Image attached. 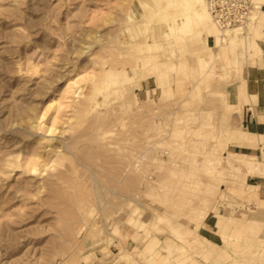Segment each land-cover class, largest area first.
Segmentation results:
<instances>
[{
    "label": "rangeland",
    "instance_id": "374dc122",
    "mask_svg": "<svg viewBox=\"0 0 264 264\" xmlns=\"http://www.w3.org/2000/svg\"><path fill=\"white\" fill-rule=\"evenodd\" d=\"M254 2L244 32L211 22V43L182 21L194 0H0V264H264L252 185L264 146L239 123L246 101L227 92L263 60L264 0ZM31 118L53 128L39 137L79 138L78 171L39 195L24 172L44 153L25 138ZM140 154L139 176H122ZM138 179L134 224V204L109 189L132 194Z\"/></svg>",
    "mask_w": 264,
    "mask_h": 264
},
{
    "label": "bare ground",
    "instance_id": "6f19581e",
    "mask_svg": "<svg viewBox=\"0 0 264 264\" xmlns=\"http://www.w3.org/2000/svg\"><path fill=\"white\" fill-rule=\"evenodd\" d=\"M196 3H197V6L195 7V12L194 13H192V14H190V16L188 15V14H184V15H181V17H182V21H184L185 23H189L190 25H193L197 30H198V35H200V36H204V37H206V39L208 40V42L209 41H211V43H217V40H218V38H217V36L216 35H214V32H213V26H212V23L211 22H213L214 24H215V26L216 27H218L217 26V24L214 22V20L212 19V16H211V14H210V12H209V10H208V5H207V9H206V6H205V1L204 0H194ZM255 3V2H254ZM257 6V5H256ZM256 9H258V7H256ZM255 13V12H254ZM253 13V15H252V17H251V19L253 18V20H254V16H255V14ZM189 16V17H188ZM251 19H250V21H251ZM219 28V27H218ZM235 31H240V30H235ZM229 32H231V31H229ZM231 44H233V42H231ZM87 50H88V48H87ZM224 51H226V50H224ZM226 52H224V54H225ZM78 88V87H77ZM81 88V87H80ZM77 90H80V89H77ZM76 92V91H75ZM78 95L77 96H79V95H81L82 96V91L80 92V93H77ZM76 95V94H75ZM84 97H83V100H84V102L83 103H85V102H89V101H91V96H89V94L88 95H83ZM80 97V96H79ZM90 98V99H89ZM79 99V98H78ZM75 101H77L76 99H74ZM80 100V99H79ZM82 100V101H83ZM81 101V102H82ZM31 104V103H30ZM77 104H80L79 103V101H78V103ZM85 105V104H84ZM28 106H29V104H28ZM86 107H87V105H85ZM25 107V106H24ZM31 107V106H30ZM90 106H88L86 109V111H88V108H89ZM19 108V107H18ZM29 108V107H28ZM91 108V107H90ZM89 108V109H90ZM23 110V109H22ZM21 110V111H22ZM25 110H27V109H25ZM16 111V110H15ZM27 111H29V110H27ZM26 111V112H27ZM31 111V110H30ZM79 111V110H78ZM77 111V112H78ZM85 111V112H86ZM14 112V111H13ZM15 113H17V112H15ZM79 114V113H78ZM76 115H77V113H76ZM76 115H75V117H76ZM13 116V115H12ZM19 116V115H18ZM81 116V115H80ZM11 117V116H10ZM25 117V116H24ZM32 117V116H31ZM17 119V118H16ZM76 119V118H75ZM71 120H73V118L71 119ZM29 121V122H28ZM28 121H27V130H29V132L30 133H28L29 135L28 136H25V138H27V139H30L31 137H36V144H37V147H38V144L39 145H41V146H43V151H44V153H37L36 154V156L35 157H33V160H35L34 162H32V161H28V163H27V165H26V167H24L25 168V173H26V175H27V173L29 174V173H33V174H35V176H36V178H39L38 179V181L36 180V182H35V180L33 179V181L36 183V184H34L35 185V189H36V194H40V193H43V191L44 190H46V189H48V190H53V185L54 186H56V185H60V183L62 182V183H69V181L67 182V176H68V172H73V173H75L76 171H78L77 170V168H75L74 167V164L76 163H74V161H77V159H75V160H72V159H74V157L76 158V152L78 151V148H77V143H78V140H79V138H73L74 139V141H73V139L72 140H70L71 138H67L66 139V137H64L63 139H62V137H60V136H63L67 131H65V130H63V128H62V131L61 130H59L58 132H59V134H61V135H58L61 139L60 140H62V141H60L59 140V138L57 139V138H55V137H53V138H45V137H39L40 135H44V134H42V132H44V130H47L46 129V122L44 123V121H43V118H41V120L40 121H36V119L35 120H33V118H31L30 120L28 119ZM18 122V121H17ZM54 122V121H53ZM14 123V122H13ZM22 123V125H23V123H24V121L23 122H21ZM70 125L71 124H74V123H69ZM68 124V125H69ZM12 125V124H11ZM20 125V124H19ZM14 126V125H13ZM72 126V125H71ZM12 127V126H11ZM23 127V126H22ZM53 127H54V124H53ZM19 128V127H18ZM17 127H16V129H18ZM49 128V127H48ZM51 128H52V126H51ZM69 128H71V127H69ZM73 128V127H72ZM15 129V128H14ZM21 130H22V128H21ZM24 130H26L25 129V126H24ZM26 130V131H27ZM51 130H53V128L52 129H50L49 128V130H47V132H51ZM56 130V129H55ZM58 130V129H57ZM67 130H69V129H67ZM28 132V131H27ZM54 132H57V131H53V133ZM50 134H52V133H50ZM55 134V133H54ZM107 134V133H106ZM65 136V135H64ZM154 139V138H153ZM33 140L35 141V139L33 138ZM19 143V142H18ZM21 143V142H20ZM25 143V142H24ZM33 144V143H32ZM26 145V144H25ZM21 146V145H20ZM19 146V147H20ZM27 146V145H26ZM28 146H31L30 144L28 145ZM26 147L27 149L29 148V147ZM36 146V145H35ZM17 147V146H16ZM14 148V147H13ZM23 148V147H22ZM32 148H35L33 145H32ZM40 149H42V148H39V150ZM119 149V148H118ZM154 149V148H153ZM151 150V149H150ZM150 150H148V152L150 151ZM4 151V150H3ZM31 151V150H30ZM41 151V150H40ZM43 151H41V152H43ZM120 151V150H119ZM135 151H138V150H135ZM33 152H34V150H33ZM123 152V151H122ZM125 152V151H124ZM7 153V152H6ZM22 152H19V154H21ZM31 153H32V151H31ZM126 153V152H125ZM137 153H139V152H137ZM15 154V153H14ZM18 154V153H17ZM29 154V153H28ZM24 155V154H23ZM26 155V154H25ZM24 155V156H25ZM30 155V154H29ZM122 155V154H121ZM145 154H143V155H137V156H134L133 158V160L130 162V163H128V164H126L124 167H123V169L121 170V172H120V174L122 175V176H128V177H130L131 178V175L133 176V175H137V176H139L138 174H139V172H140V170L142 169V166H141V160H142V158H143V156H144ZM14 156V155H13ZM33 156H34V154H33ZM7 157V156H6ZM12 157V156H11ZM31 157H32V155H31ZM80 157V156H79ZM152 157V156H151ZM3 158V157H2ZM19 158H20V156H19ZM29 158H30V156H29ZM35 158V159H34ZM153 158H155V157H153ZM153 158H151L152 160H154ZM1 159V158H0ZM16 159H17V157H16ZM156 159V158H155ZM4 160V159H3ZM10 160H12V158L10 159ZM20 160V159H19ZM28 160V159H27ZM99 160V159H98ZM2 161V160H1ZM0 161V162H1ZM79 161V160H78ZM78 161H77V163H78ZM156 161V160H155ZM10 162V161H9ZM12 162V161H11ZM10 162V163H11ZM22 162V161H21ZM152 162V161H151ZM154 162V161H153ZM14 163V162H13ZM17 163V166H18V162H16ZM15 163V164H16ZM68 163H71L72 165H71V167H68L67 165H68ZM155 163V162H154ZM157 163V162H156ZM1 164H2V162H1ZM9 164V163H8ZM19 164H20V166L19 167H21L22 165H21V163L19 162ZM83 164V163H82ZM7 165V164H6ZM13 165V164H12ZM79 165V164H78ZM81 165V164H80ZM79 165V166H80ZM14 167L15 169L17 168L18 169V167ZM84 166V165H83ZM85 167L87 168L88 166L87 165H85ZM7 168V167H6ZM13 168V169H14ZM72 168V169H71ZM81 168V167H80ZM90 168V167H89ZM88 168V169H89ZM79 169V168H78ZM87 169V170H88ZM91 169V168H90ZM24 170V169H23ZM16 171V170H15ZM4 173V172H3ZM24 173V174H25ZM98 173V172H97ZM1 174V173H0ZM10 174V173H9ZM45 174H46V176H45ZM88 174V173H87ZM91 174H93V173H91ZM6 175V174H5ZM95 175V174H94ZM141 175V174H140ZM45 176V177H44ZM74 176V175H73ZM40 177H43V178H40ZM77 177V176H76ZM79 177V176H78ZM93 177V176H92ZM110 177V176H109ZM5 178V177H4ZM95 178V177H94ZM96 179V178H95ZM94 179V180H95ZM124 179V178H123ZM139 181H138V186H137V188L134 190V192L131 194L130 192H129V190H128V188H127V186H123V185H121V186H118V188H113V189H109V192H111V194H113L114 196H118V197H120V198H123L124 199V203H125V205H126V203H133L134 204V212H133V214L131 215V216H129L128 218H127V222L128 223H133L134 222V224L135 223H138V222H141V214L139 213V209L141 208V204H142V201H141V194H140V185H141V180L140 179H138ZM30 181V180H29ZM72 181V180H71ZM81 181V180H80ZM124 181V180H123ZM158 181V180H157ZM1 182V181H0ZM7 182V181H6ZM31 182V181H30ZM113 183V182H112ZM120 183V182H119ZM32 184H33V182H32ZM97 184V183H96ZM72 185L73 184H71V187H72ZM119 185V184H118ZM32 186V185H31ZM95 187V186H94ZM100 187L101 186H98L97 187V189H100ZM117 187V186H116ZM101 188H103V187H101ZM105 188V187H104ZM108 188L109 187H107V188H105V189H107L108 190ZM24 189V188H23ZM97 189H96V191H95V193L96 192H98L97 191ZM144 189V188H143ZM22 191V190H21ZM34 191V190H33ZM53 191H55V190H53ZM104 191V190H103ZM103 191H102V193H103ZM19 192V191H18ZM27 192V191H26ZM55 194H56V192H54ZM62 193V192H61ZM99 193V194H98ZM98 193H96V194H98L99 196L101 195L102 196V194H101V189H100V191L98 192ZM20 194V193H19ZM51 195L53 194V192H51L50 193ZM22 195V194H21ZM47 195V194H46ZM29 196V195H28ZM28 196H27V198H28ZM53 196V195H52ZM96 196V195H95ZM31 197V196H30ZM43 197V196H42ZM45 197H47V196H45ZM45 197H43V200H44V198ZM54 197V196H53ZM103 197H104V193H103ZM32 198H34V197H32ZM39 198V197H38ZM48 198V197H47ZM55 198V197H54ZM58 198V197H57ZM62 198V197H61ZM61 198H59V199H61ZM77 198H79V197H77ZM96 198H98L97 196H96ZM107 197H104V200L106 199ZM64 199V198H63ZM107 199H109V198H107ZM47 200V199H46ZM53 200V199H52ZM80 200V199H79ZM98 200V199H97ZM100 200V199H99ZM98 200V201H99ZM59 201V200H58ZM62 201H64V200H62ZM70 201V200H69ZM101 202H102V200H100ZM107 201V200H106ZM129 201V202H128ZM51 202V201H50ZM104 202V201H103ZM116 202V201H115ZM63 203V202H62ZM75 203V202H74ZM99 203V202H98ZM105 203H107V202H105ZM59 204V203H58ZM90 204V203H89ZM108 204H109V201H108ZM111 204V203H110ZM66 205V204H65ZM92 205V204H91ZM100 205V204H99ZM112 205V204H111ZM116 205V204H115ZM105 206H107V205H105ZM109 206V205H108ZM107 206V207H108ZM113 206V205H112ZM118 206V205H117ZM120 206V205H119ZM97 207H99L98 205H97ZM100 208V207H99ZM103 208H104V205H103ZM114 207H112V209H113ZM120 208V207H119ZM93 209V208H92ZM109 209H110V206H109ZM115 209V211H116V208H114ZM113 209V210H114ZM118 209V208H117ZM76 210V209H75ZM103 210V209H102ZM81 211V210H80ZM100 211V210H99ZM118 211V210H117ZM72 212V211H71ZM83 213V212H82ZM86 214H87V212H85ZM85 213H83V216H81V218L82 219H84L85 220ZM94 212L93 211H90L89 212V214L91 215V214H93ZM98 213V212H97ZM115 213V212H114ZM100 214V213H99ZM95 215V214H94ZM117 215H118V213H117ZM61 216V215H60ZM87 216H88V214H87ZM92 217V216H91ZM90 217V218H91ZM66 218V217H65ZM81 218H80V220H81ZM95 218H96V215H95ZM101 218V217H100ZM99 217H98V219H100ZM218 218H220L219 216H218ZM92 219H93V217H92ZM103 219V218H102ZM222 219H224V218H222ZM221 219V220H222ZM83 220V222H85ZM95 220V219H94ZM97 220V219H96ZM115 220H116V218H115ZM220 220V221H221ZM104 221H106L105 219H104ZM118 221V220H117ZM88 222V221H87ZM87 222H85V223H87ZM101 222V221H100ZM119 222H120V220H119ZM218 223H219V221H218ZM217 223V225L219 226V225H221V223H223V222H221L220 224H218ZM83 224V223H82ZM96 224V223H95ZM259 224H258V222H256V221H252V223L251 224H249L248 225V229H249V232L251 231H255L256 233H258L259 231H260V229H259ZM92 227H93V224H92ZM241 229V228H240ZM240 231V230H239ZM240 237V236H239ZM263 258H264V250H263ZM115 264V263H114Z\"/></svg>",
    "mask_w": 264,
    "mask_h": 264
},
{
    "label": "crops",
    "instance_id": "0c3cea01",
    "mask_svg": "<svg viewBox=\"0 0 264 264\" xmlns=\"http://www.w3.org/2000/svg\"><path fill=\"white\" fill-rule=\"evenodd\" d=\"M263 51V60L258 61L256 66H246L242 76L228 87L229 100L234 105H238L243 99L246 103L243 107L242 116H238L239 123L251 135L257 136L261 144L264 138V41L260 42ZM241 94L245 98H241ZM243 100V101H244ZM244 101V102H245ZM264 142V139H263ZM264 149V147H263ZM252 184L259 191V199L264 201V178H252Z\"/></svg>",
    "mask_w": 264,
    "mask_h": 264
},
{
    "label": "built area",
    "instance_id": "2783aa9c",
    "mask_svg": "<svg viewBox=\"0 0 264 264\" xmlns=\"http://www.w3.org/2000/svg\"><path fill=\"white\" fill-rule=\"evenodd\" d=\"M212 19L223 32H244L256 10L254 0H207Z\"/></svg>",
    "mask_w": 264,
    "mask_h": 264
}]
</instances>
